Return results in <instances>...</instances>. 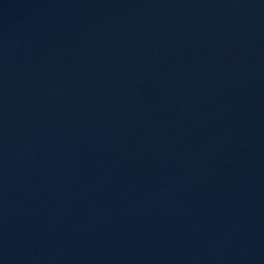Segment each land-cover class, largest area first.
Here are the masks:
<instances>
[{
  "label": "water",
  "instance_id": "water-1",
  "mask_svg": "<svg viewBox=\"0 0 264 264\" xmlns=\"http://www.w3.org/2000/svg\"><path fill=\"white\" fill-rule=\"evenodd\" d=\"M0 264H264V0H0Z\"/></svg>",
  "mask_w": 264,
  "mask_h": 264
}]
</instances>
